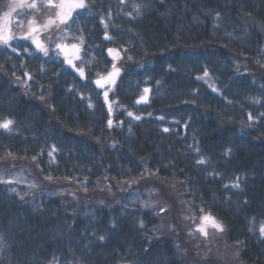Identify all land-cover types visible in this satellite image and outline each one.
Masks as SVG:
<instances>
[{"label": "trees", "instance_id": "1", "mask_svg": "<svg viewBox=\"0 0 264 264\" xmlns=\"http://www.w3.org/2000/svg\"><path fill=\"white\" fill-rule=\"evenodd\" d=\"M86 3L67 26L84 77L0 45V157L57 180L0 186V264H264V0ZM205 213L226 226L220 258L193 227Z\"/></svg>", "mask_w": 264, "mask_h": 264}, {"label": "rangeland", "instance_id": "2", "mask_svg": "<svg viewBox=\"0 0 264 264\" xmlns=\"http://www.w3.org/2000/svg\"><path fill=\"white\" fill-rule=\"evenodd\" d=\"M21 2L22 0H4V2L0 6V32H7V30H10V34L15 37V39L10 41L11 45L14 40H18V39H23L24 41L27 40L31 42L33 46V50L35 52H40L44 54L42 51L36 48V44L33 42V38H34L48 48L49 50L48 55H55L60 57L61 59H63L67 68L69 67L71 68V70L76 72L74 68H72L66 63V59H72L77 68H82L84 70V76H85V69L81 63V59L79 60L75 59L76 52L74 49L71 48V45L73 44L80 45V40H79L80 36H78L77 38L72 37L69 29H67L68 25L66 26L64 24H60L58 20L56 24L51 25L47 29H44L42 27V25H44L47 22L49 17H52L53 19L56 18V13L59 12V9H55V8L50 9L47 7L39 6L41 5L42 0H27V3L36 2L39 6L38 9L28 8L26 6H23L16 8L15 11H10L11 5L20 4ZM57 2H59V0H57ZM9 12L10 15L8 16L7 21H5L4 15L5 13H9ZM74 13L75 11L72 13V16L74 15ZM33 21L35 22L34 24L31 23ZM33 27L36 30L32 32V37L25 38ZM58 43L66 45L67 48L65 50L56 48V44ZM80 48L81 50L79 51L78 54L81 57L83 51L82 49L83 44L80 45ZM65 51L67 53L66 56H65ZM118 51L119 53H125L126 49L119 48ZM114 63L120 69L119 75L115 78V82H116L120 74L124 72L125 68L122 67V65L117 60H115ZM76 73L78 74V76L80 75L78 72ZM114 84L113 85L106 84L104 86L106 88L105 91H107L108 94L112 92L113 90L112 88L114 87ZM211 88L214 89V91L216 89L215 86ZM146 89H149V87H146ZM148 93L149 91L147 93L144 92L142 96L147 97ZM141 97L139 99L140 101H145L147 99L146 98L145 100H141ZM113 107L114 104L112 103V101L109 102L108 108L110 113H112ZM36 165L37 164L33 162L31 158L30 159L20 158L15 156H6L4 158L0 157V186L8 185V184H18L24 187L25 190L36 193L35 191L38 188H40L38 185L43 182L44 183L43 189L50 193L53 190V188H51V185L53 186L54 183H57V180L54 178L49 179L43 174H41L38 166ZM3 181H10V183H4ZM56 187H60V186H56ZM59 190L65 191V188L60 187ZM199 223H201L200 220L195 224L193 223V227H195L196 229ZM221 223L224 225L225 228L224 232L222 233L216 232V230L209 225L207 228L209 235L207 237H204L199 233L200 235L198 237V241H200V239H203L201 241L206 242V244L208 242L212 244L213 243L216 244L215 245L217 247V252L215 253L216 258L217 257L220 258L219 257L221 256L220 251L224 246L225 239H227L226 226L223 222ZM190 225L192 226V224ZM211 246L212 245H207L205 251L209 253ZM222 254H223V258L222 257L221 258L224 259L225 253H223V251ZM233 264H247V263L238 260L233 262Z\"/></svg>", "mask_w": 264, "mask_h": 264}, {"label": "snow or ice", "instance_id": "3", "mask_svg": "<svg viewBox=\"0 0 264 264\" xmlns=\"http://www.w3.org/2000/svg\"><path fill=\"white\" fill-rule=\"evenodd\" d=\"M23 6H26L28 8H34V9H38L39 6L47 7L50 9H52V8L59 9V12L56 13L55 19H53L52 17H49L47 22L44 25H42V27L44 29L49 28L53 24H56L57 20L59 21L60 24H64L67 26L70 20L75 22V19L72 16V13L74 11H76L77 9L88 10V5L86 3V0H59V2H57V0H42L41 5H39V6L36 2L27 3V0H22V2L20 4L11 5L10 11H15L16 8L23 7ZM134 7L137 9V13L140 14L139 9L141 8V5L136 4V5H134ZM9 15H10V12L5 13V15H4L5 21H7V18ZM129 15H131V13H129ZM217 16H219V13H217ZM102 22L104 23L105 28H107V26H108L107 22L106 21H102ZM31 23L34 24L35 22L33 21ZM57 26H59V25H57ZM35 30L36 29L33 27L25 38H31L32 32H34ZM13 39H15V37L10 34V30H7V32H0V45H4L8 48H11L12 45H11L10 41ZM105 39L111 40L113 38L106 34ZM79 40H80V45H82L84 42V37L83 36L79 37ZM33 42L36 44V48L38 50L42 51L45 56L48 55L49 50L47 47H45L41 42H39L38 40H36L34 38H33ZM80 45H77V44L71 45V48L74 49L76 52L75 59H77V60L81 59V57L78 54L79 51L81 50ZM56 48L65 50L67 48V46L58 43V44H56ZM13 51H17V49H13ZM25 51H27V49H25ZM108 53L110 55H113V59L120 58V54L117 50L110 48V49H108ZM66 55H67V53L65 51V56ZM66 63L69 66H71L72 68H74L76 70V72H78L81 76H84V70L82 68H77L72 59H66ZM88 63L91 64V61H88ZM119 73H120V69L116 66L115 63H113L112 64V70L110 72H108L107 76H104L103 74H98V78L95 80V84L100 86L101 88H103L106 84L107 85H113L115 83V78L119 75ZM25 75L27 76L28 79H32L30 74L25 73ZM208 75H209V73L207 71H205L204 77H207ZM200 78H203V77H200ZM144 91H145V93H147L149 91V89H145ZM104 96H105V98H107V96H108L107 91L104 92ZM145 99H146L145 96L141 97V100H145ZM137 103H139V101H137ZM129 115H132V114L129 113ZM262 115H264V114H262ZM139 118L140 117H136V119H139ZM249 118L250 119L252 118L251 114H249ZM13 124H14V121L5 120L3 122H0V128L11 131ZM108 124H109V126H111L112 121L109 120ZM165 131H167V129H165ZM197 151H199V149H197ZM33 159L35 160L36 157H33ZM205 162L206 161L204 159H201L197 163L203 164ZM49 179H51V177H49ZM3 182L4 183H10V181H3ZM225 187H228V186L226 185ZM231 187H233V188H239L240 187L239 178H237V181L235 183H233L231 185ZM161 211H166V209L162 208ZM201 211L203 212V209H201ZM199 219H200L201 223L198 224L195 231H198L204 237H207L209 235V233L207 231V228L209 225L212 228H214L216 230V232L222 233L225 231L224 225L221 222H219L214 216H212L211 213H205ZM140 223H141V226H143V221H141ZM250 230H255V229H250ZM258 231H259L260 236L264 237V223H261ZM100 239L103 240L104 237H100Z\"/></svg>", "mask_w": 264, "mask_h": 264}]
</instances>
